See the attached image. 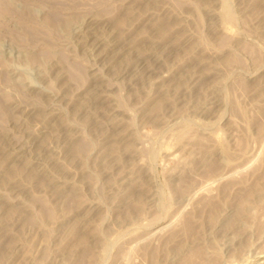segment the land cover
I'll return each instance as SVG.
<instances>
[{"label":"rangeland","instance_id":"obj_1","mask_svg":"<svg viewBox=\"0 0 264 264\" xmlns=\"http://www.w3.org/2000/svg\"><path fill=\"white\" fill-rule=\"evenodd\" d=\"M263 208L264 0H0V264H264Z\"/></svg>","mask_w":264,"mask_h":264},{"label":"bare ground","instance_id":"obj_2","mask_svg":"<svg viewBox=\"0 0 264 264\" xmlns=\"http://www.w3.org/2000/svg\"><path fill=\"white\" fill-rule=\"evenodd\" d=\"M59 17V16H58ZM49 18H51V17H48V18H46V19H49ZM184 21V20H183ZM157 26H160V24L159 25H157ZM162 26V25H161ZM160 28V27H159ZM96 41V40H95ZM138 51V50H137ZM140 51V50H139ZM141 53V52H140ZM145 54V53H144ZM137 57V56H136ZM143 57V56H142ZM140 58V57H139ZM116 60H117V58H116ZM130 64V63H129ZM132 66V65H131ZM148 80V79H147ZM99 92V91H98ZM100 93V92H99ZM88 98H89V96H88ZM85 99V98H84ZM87 99V98H86ZM88 103V102H87ZM94 103V102H93ZM78 110V109H77ZM84 111V110H83ZM18 146V145H17ZM79 146V147H78ZM77 146V148L79 149L80 148V150L82 149V148H84V147H82V146H80V145H78ZM114 148V147H113ZM51 152V151H50ZM55 154V153H54ZM113 155V154H112ZM47 157V156H46ZM117 157V156H116ZM12 161V160H11ZM8 165V164H7ZM23 170V169H22ZM22 170H20V172L22 171ZM7 172H9V171H7ZM6 172V173H7ZM3 173V172H2ZM32 174V173H31ZM21 175V174H20ZM24 178H25V174H24V176H23ZM56 177V176H55ZM23 178V179H24ZM27 181V180H26ZM28 182V181H27ZM32 182V181H31ZM30 182V183H31ZM36 182V181H35ZM63 182V181H62ZM47 185V184H46ZM49 186V185H48ZM54 190V189H53ZM59 193V192H58ZM262 196V195H261ZM256 198H258V197H256ZM258 200V199H257ZM255 201V200H254ZM256 202V201H255ZM246 204V203H245ZM242 207V206H241ZM256 207V206H255ZM262 208V207H261ZM246 209V208H245ZM253 210H255V209H253ZM252 210V211H253ZM262 210H264V208L262 209ZM262 213H264V212H262ZM261 215V214H260Z\"/></svg>","mask_w":264,"mask_h":264}]
</instances>
